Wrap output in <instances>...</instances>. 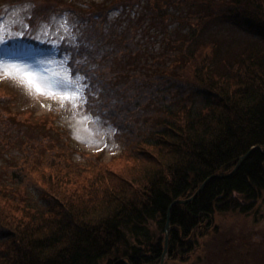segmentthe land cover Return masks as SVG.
I'll list each match as a JSON object with an SVG mask.
<instances>
[{"label":"trees","instance_id":"obj_1","mask_svg":"<svg viewBox=\"0 0 264 264\" xmlns=\"http://www.w3.org/2000/svg\"><path fill=\"white\" fill-rule=\"evenodd\" d=\"M134 1L33 3L27 27L3 34L12 51L48 48L72 77L83 75L85 114L112 129L117 161L142 167L109 183L102 155L79 152L54 115L40 120L0 93V264H158L169 205L216 175L169 210L167 260L186 262L216 230L215 213H248L264 200L259 149L223 176L252 147L264 151V0H147L142 28L117 18ZM65 11L74 40L39 39V25ZM86 173L94 182L81 184Z\"/></svg>","mask_w":264,"mask_h":264},{"label":"rangeland","instance_id":"obj_2","mask_svg":"<svg viewBox=\"0 0 264 264\" xmlns=\"http://www.w3.org/2000/svg\"><path fill=\"white\" fill-rule=\"evenodd\" d=\"M54 1H69L72 5H82L83 1L91 0H15V2L10 3L6 0L1 2V13L4 14V18L0 19V25H3L4 30L0 33V50L2 51L0 52V62L4 64L15 62L21 65H28L32 71L40 73L41 76H48L52 80L62 79L68 74V69L62 62L54 57L55 53L48 48L42 50L44 51L43 54L29 55V51H12V47L2 45L3 34L8 31L13 33L20 32V30H17L15 27L13 28V25L15 26V24H18L22 28L27 27V21H25L23 17L26 15L25 10L29 9L33 3H41L42 5ZM92 1L96 3L102 0ZM146 3L147 0H135L134 3L127 7L124 13H121L117 18H119L120 21L123 20L125 25L135 20H137L136 23H140V18L143 16L142 14L146 9ZM71 13L72 11H65L57 18H52L50 22L39 25V39L44 40L48 37H58L62 35L74 40L73 33L71 32L73 25ZM120 21H118V23H120ZM143 21L144 20L141 22V28L144 25ZM151 22L152 21H149L146 25L150 30L147 33L148 36L151 31L156 30V28L153 27L154 23L151 24ZM141 23L139 25H141ZM171 24L172 22L168 21V26L173 28L174 25L171 26ZM228 28H224L223 30ZM203 30L206 33L207 28ZM147 35L143 37L141 34L138 39L144 41ZM221 35L228 36V34ZM155 40L157 43L158 39L156 38ZM204 42L206 43V41ZM205 43H203V45H205ZM207 49L208 46H205L201 52L204 53ZM203 53H201V55ZM82 79L83 75H76V77H73L76 84L81 86V90L84 86ZM41 83H44V81H41ZM0 90V93L13 96L17 105H20L19 108L27 105L37 116L44 115V118L37 117L40 120L48 119L50 115H54L56 117L55 123L61 128L68 130L69 142H71L79 152L100 153V155H102L101 158L104 160L102 162L104 164L102 171L112 177V179L110 178V182L108 178L98 179L100 181L98 183L101 187L107 182H114V184L118 186V180L127 173L125 172L122 174L123 170H130L131 167L139 170L141 169L142 165L137 161H130L128 164L117 161L122 152V144L114 139L113 131L109 126L96 120L95 117L85 114L83 100L73 102L71 100L62 99V96L67 92L75 91V85L68 89L61 87L57 89L54 94L49 95L46 92L41 93L35 91L33 88L29 87L21 76L15 74L10 75L9 72L0 68ZM155 117L156 116L153 114V118ZM132 121H135L133 126L136 130L142 131L141 119L138 118ZM137 147L140 146H135L136 150H138ZM74 158L79 161L84 159L79 153H74ZM125 164L128 165V167ZM92 175L93 174H90L89 176L87 173L78 174L77 180H79L81 184H87L89 180L94 182L92 178H90ZM130 176L132 175L127 176V178H130ZM96 190L97 194L102 191V189ZM26 196L29 201H31V198L34 201L39 200V197L34 192L31 193V197L28 195V192ZM213 223L214 226H216V230H210V232L200 240L199 251L192 254L190 259L186 262L167 260L166 251L161 264H264V200H259L255 209L248 213L237 211L215 213ZM217 250L219 251L220 257L226 258L224 262L220 261ZM195 254L200 255L202 258H199ZM160 261L161 257L159 263Z\"/></svg>","mask_w":264,"mask_h":264},{"label":"snow or ice","instance_id":"obj_3","mask_svg":"<svg viewBox=\"0 0 264 264\" xmlns=\"http://www.w3.org/2000/svg\"><path fill=\"white\" fill-rule=\"evenodd\" d=\"M3 30V25H0V33H2ZM0 68L9 72L10 75L15 74L21 76L29 87L33 88L35 91L41 93L46 92L49 95L54 94L55 91L61 87L68 89L75 85V91L67 92L62 96V99L71 100L73 102L80 100H83L85 103L87 102L86 97L81 93V86L76 84L75 80H73L70 70L62 79L52 80L48 76H41L40 73L32 71L28 65H21L15 62L8 64L0 62ZM41 81H44V83H41Z\"/></svg>","mask_w":264,"mask_h":264},{"label":"water","instance_id":"obj_4","mask_svg":"<svg viewBox=\"0 0 264 264\" xmlns=\"http://www.w3.org/2000/svg\"><path fill=\"white\" fill-rule=\"evenodd\" d=\"M253 149H259L263 154H264V151L256 146V147H252L250 150H248L246 153H244L242 156L239 157L236 165L234 166V168L228 173V174H225L223 175L224 177L226 176H229L231 173L235 172V170L239 167V165L242 163V161L245 159V157L249 154L250 151H252ZM216 175H211L209 176L208 178H206L202 184L197 188V190L194 192L193 195H191L189 198L187 199H176L174 201L171 202L169 208H168V212H167V220H166V223H165V226H164V231H165V235H164V247H163V251L161 253V261L159 264L162 263V259L163 257L165 256L166 254V246H167V238H168V234H169V222H168V213H169V210H170V207L174 204V203H185L187 201H190L192 200L199 192L200 190L204 187V185L206 184L207 180L211 177H214ZM118 262H123L124 264H129L128 262H126L123 258H120L118 261L114 262L113 264H116Z\"/></svg>","mask_w":264,"mask_h":264},{"label":"bare ground","instance_id":"obj_5","mask_svg":"<svg viewBox=\"0 0 264 264\" xmlns=\"http://www.w3.org/2000/svg\"><path fill=\"white\" fill-rule=\"evenodd\" d=\"M189 198V197H188ZM187 199V198H186ZM188 202V201H187ZM174 204H176V203H174ZM170 206V205H169ZM169 208V207H168ZM171 208V207H170ZM168 239V238H167ZM164 247V246H163Z\"/></svg>","mask_w":264,"mask_h":264}]
</instances>
